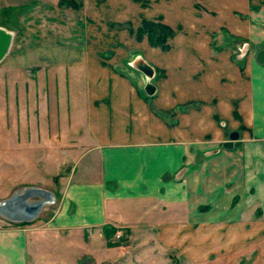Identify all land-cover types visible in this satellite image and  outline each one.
<instances>
[{
  "label": "crops",
  "instance_id": "1",
  "mask_svg": "<svg viewBox=\"0 0 264 264\" xmlns=\"http://www.w3.org/2000/svg\"><path fill=\"white\" fill-rule=\"evenodd\" d=\"M3 2L18 14L0 26L36 42L19 66L64 75L85 147L61 186L41 185L60 196L56 215L0 219V264H42L43 231L123 251L61 264H235V249L264 238V145L238 144L264 137V0ZM144 19L171 27L168 50L134 38ZM110 228L143 239L109 247Z\"/></svg>",
  "mask_w": 264,
  "mask_h": 264
},
{
  "label": "rangeland",
  "instance_id": "2",
  "mask_svg": "<svg viewBox=\"0 0 264 264\" xmlns=\"http://www.w3.org/2000/svg\"><path fill=\"white\" fill-rule=\"evenodd\" d=\"M0 24L11 22L16 15L6 13V9L0 3ZM7 17V19H6ZM222 42L230 43L228 39ZM14 48L9 57L0 65V200L8 198L13 190L23 187L37 186L54 188L61 186V177L69 172L78 160V156L85 144L80 136H77L74 122L69 120L71 112L67 104L69 86L62 78L61 73L39 72V69H26L20 67L21 52L24 54L35 50L36 42L24 41L18 35L14 42ZM262 47L253 49L257 51ZM30 50V51H27ZM27 51V52H26ZM238 54L235 48L234 58ZM236 60V59H235ZM237 61V60H236ZM239 64V62H237ZM244 69V63H240ZM234 87H238L236 84ZM202 146H217L222 148L221 142L211 137L205 138ZM221 139V137H220ZM222 139L228 140L227 137ZM211 140V141H210ZM251 145H264V137H253L250 142L238 143ZM237 144V145H238ZM236 156L241 157V150H236ZM42 185V186H41ZM237 196V195H236ZM240 197V196H237ZM57 206L50 210L45 208L46 218L56 215L61 209V199L57 194ZM233 204L239 200H235ZM205 210V209H204ZM206 211V210H205ZM259 211L254 214L256 217ZM48 219H39L33 225L41 226ZM2 220V219H1ZM50 233V232H49ZM43 231V247L39 252L42 264H50V259L63 261L96 259H116L123 252L119 249L91 248L90 241L84 239L79 233L70 232L57 237ZM135 236V235H134ZM122 233L117 239L113 234L104 236L107 246L115 247L125 244L131 239L141 240L138 236ZM133 237V238H132ZM140 237V236H139ZM146 239V238H145ZM87 241V242H86ZM100 241L93 239V243ZM236 250L235 264H264V238L254 242L251 247L240 246ZM146 259H152L147 254L140 255ZM233 264V263H229Z\"/></svg>",
  "mask_w": 264,
  "mask_h": 264
},
{
  "label": "water",
  "instance_id": "3",
  "mask_svg": "<svg viewBox=\"0 0 264 264\" xmlns=\"http://www.w3.org/2000/svg\"><path fill=\"white\" fill-rule=\"evenodd\" d=\"M13 41H14V36L11 34V32H7L4 28L0 27V64L3 61H5V59L8 57V54L10 53L11 48L13 46V43H12ZM256 57H257V60L260 64H264V50L260 51ZM141 68H142V71L144 72V74H146L147 79L153 78V76H154L153 71L148 66H141ZM154 93H155V91L152 94H154ZM239 137H240V135L238 132L231 133L229 136V141L223 143V148H225L227 150H232L233 146H234L233 142L238 141ZM34 187L35 186H30V187H26V188L24 187L23 190L37 191V193H41L47 197L53 196V194L47 189L41 188L42 190H39V189H36ZM14 193H15V190H13L11 196L8 199H6L0 203V210L8 212V213H12V214L13 213H19V215H23V214L31 215L32 214L31 211L33 210V208H35V207L37 208V206L41 207V209L37 212L42 213L41 211H43L44 206L48 204V203L41 202L40 200L35 201L36 203H38V204H36V206H34L35 204L34 205L27 204L26 200L22 199L23 197L14 196L15 195ZM32 195H27L26 197L29 198V196H32ZM12 197H14V198H12ZM26 197H25V199H26ZM35 197H38V195L36 194ZM27 205H29V206H27ZM37 212L34 211V215ZM35 218L29 219V220L24 219V220H26L25 223L27 224V223L31 222V220H34ZM5 220L10 221L9 218H5ZM20 223H23V220H21Z\"/></svg>",
  "mask_w": 264,
  "mask_h": 264
},
{
  "label": "trees",
  "instance_id": "4",
  "mask_svg": "<svg viewBox=\"0 0 264 264\" xmlns=\"http://www.w3.org/2000/svg\"><path fill=\"white\" fill-rule=\"evenodd\" d=\"M60 5L69 6L73 8L80 7L78 4L73 2V0H61ZM139 27L136 30L135 37L137 41L141 42L146 39L154 48L161 50H168L169 39L172 36V29L169 25H166L159 21L144 19L141 21ZM25 225V224H23ZM116 230L113 228L108 229L104 232L105 236H115Z\"/></svg>",
  "mask_w": 264,
  "mask_h": 264
},
{
  "label": "bare ground",
  "instance_id": "5",
  "mask_svg": "<svg viewBox=\"0 0 264 264\" xmlns=\"http://www.w3.org/2000/svg\"><path fill=\"white\" fill-rule=\"evenodd\" d=\"M0 27H2V26H0ZM2 28H4L7 32H11V34L14 36V41L12 42L13 43V46H12V48H11V51H10V53L12 52V50H13V48H14V45H15V41H16V37H17V35H16V33L15 32H13V31H10L9 29H6L5 27H2ZM13 32V33H12ZM9 53V54H10ZM6 60V59H5ZM4 62V61H3ZM2 62V63H3ZM1 63V64H2ZM0 64V65H1ZM34 188H36V189H39V190H42V189H46V188H43V187H37V186H35ZM42 188V189H41ZM24 189V187L23 188H19V189H17V190H15V195L14 196H19V197H23L22 199L23 200H26V203L27 204H31V205H34V206H36V204H38V203H36L35 201H38V200H40L41 202H44V203H48L47 205H45L44 206V208H43V210L46 208V207H51V205L54 203V199H53V196H44L43 194H41V193H37V191H28V190H23ZM33 194V195H32ZM36 194L38 195V197H35L36 196ZM27 195H32V196H29V198L28 197H26ZM11 196V195H10ZM9 196V197H10ZM8 197V198H9ZM25 197H26V199H25ZM8 198H6V199H8ZM12 198H14V197H12ZM6 199H4V200H6ZM4 200H2V201H4ZM1 200H0V203L2 202ZM52 203V204H51ZM30 205V206H31ZM27 206H29V205H27ZM54 206L52 205V207L51 208H53ZM41 209V207H39V206H37V208L35 207V208H33V210L31 211L32 212V214L31 215H26V214H23V215H19V213H8V212H5V211H2V210H0V219H2V221L3 220H5V218H9V220L10 221H7V220H5V221H7V222H9V223H12V224H15V223H20L21 222V220H23V223H25V221L26 220H24V219H27V220H29V219H33V218H35L34 220H31V222H33V221H36L38 218H40V216H41V213L40 212H37V211H39ZM34 211H36L37 213L34 215ZM2 217V218H1ZM4 218V219H3Z\"/></svg>",
  "mask_w": 264,
  "mask_h": 264
},
{
  "label": "built area",
  "instance_id": "6",
  "mask_svg": "<svg viewBox=\"0 0 264 264\" xmlns=\"http://www.w3.org/2000/svg\"><path fill=\"white\" fill-rule=\"evenodd\" d=\"M48 190V189H47ZM50 191V190H49ZM52 194H53V199H54V203L52 204L54 207L53 208H51L52 207V205H51V207L49 206V207H46V209H50V210H53V209H55L56 208V206H57V199H56V196H55V194L52 192V191H50ZM42 213H41V216H40V218H38L36 221H38L39 219H48V218H46V214H47V212H45V209L43 210V211H41ZM36 221H33V222H31V223H35ZM30 223V224H31ZM17 225H22L23 223H16ZM115 237L117 238V239H120L121 237H122V233L120 232V231H117V232H115Z\"/></svg>",
  "mask_w": 264,
  "mask_h": 264
}]
</instances>
